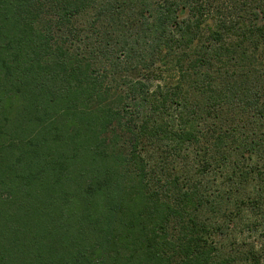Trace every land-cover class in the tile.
Segmentation results:
<instances>
[{"label": "trees", "instance_id": "1", "mask_svg": "<svg viewBox=\"0 0 264 264\" xmlns=\"http://www.w3.org/2000/svg\"><path fill=\"white\" fill-rule=\"evenodd\" d=\"M0 264H264V0H0Z\"/></svg>", "mask_w": 264, "mask_h": 264}]
</instances>
